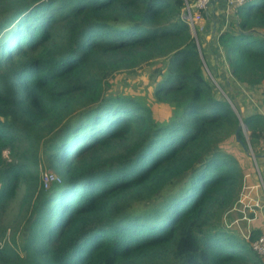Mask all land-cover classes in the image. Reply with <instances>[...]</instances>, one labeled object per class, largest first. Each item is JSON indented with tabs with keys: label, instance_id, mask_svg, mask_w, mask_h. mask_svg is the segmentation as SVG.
Returning a JSON list of instances; mask_svg holds the SVG:
<instances>
[{
	"label": "trees",
	"instance_id": "trees-1",
	"mask_svg": "<svg viewBox=\"0 0 264 264\" xmlns=\"http://www.w3.org/2000/svg\"><path fill=\"white\" fill-rule=\"evenodd\" d=\"M192 1L0 0V214L18 198L0 264H264L251 248L263 229L223 220L264 157V114L214 92ZM217 41L262 103L264 0L237 5ZM152 62L164 120L108 91Z\"/></svg>",
	"mask_w": 264,
	"mask_h": 264
},
{
	"label": "rangeland",
	"instance_id": "rangeland-1",
	"mask_svg": "<svg viewBox=\"0 0 264 264\" xmlns=\"http://www.w3.org/2000/svg\"><path fill=\"white\" fill-rule=\"evenodd\" d=\"M192 33L198 39V34H196V31L193 32L192 30ZM159 65L160 62H152V63L142 64L141 66H138L137 68L132 70H121L116 72L109 81L111 86L108 88V91L125 92L140 97L151 106L155 118H157L158 120L166 119L170 115L171 109L166 105L155 103L153 99H151L153 85L155 84L154 67ZM203 72L206 78L209 80L210 84L212 85L216 95L229 101L232 107L237 112L238 102L240 101L242 102V97H238V96L243 95L244 98H247L248 96L247 94L250 93V90L247 91V89L241 87V85L233 78H231V76L227 72L222 75L214 74L213 70H211V68L208 67L206 64L203 65ZM247 99L248 101H251V99L249 98ZM247 104H251V103L248 102ZM260 109L263 111L262 108ZM243 130L247 134V131L244 128ZM4 154H6V152H4ZM43 172L44 171H42V173ZM254 174L256 175V173ZM249 178H250L248 179V181L250 180L249 191L251 193L248 194L245 191L241 193L240 199L235 203L234 207L228 211V213L225 215V218L223 219L224 222H226L225 223L226 228L229 227L228 229H230L235 233H237L238 231L243 233L244 230H246L247 228H251L253 226V221L258 219V215H257L258 211L255 208L258 206L254 205V201L256 200V198L259 197L260 206L262 200L264 201V191H263L261 179L258 181V178L256 177L257 180L253 182L251 177ZM262 178L264 183L263 173H262ZM252 185L253 187H251ZM254 192L256 193L254 194ZM17 207H18V198L16 197L7 205L5 211H3L2 214H0V224L2 225L12 224L11 223L12 220H15L14 217L17 211ZM261 219H263L264 221V207L260 208V221ZM260 226H261V222H260ZM8 230L9 229H7L6 231V239H8V233L10 232V230L9 231Z\"/></svg>",
	"mask_w": 264,
	"mask_h": 264
},
{
	"label": "crops",
	"instance_id": "crops-1",
	"mask_svg": "<svg viewBox=\"0 0 264 264\" xmlns=\"http://www.w3.org/2000/svg\"><path fill=\"white\" fill-rule=\"evenodd\" d=\"M236 8L237 4L229 3L228 0H210L209 5L207 9L203 12V17L199 20H196V28H197V34H198V45L200 47V50L202 51V54L207 62H209V66L211 70H213L214 74L222 75L227 72V66L226 62L223 58L221 48L218 45V35L230 28V24L235 22L236 18ZM201 28V29H200ZM202 56V57H203ZM242 86V85H241ZM245 88V87H244ZM247 89V88H245ZM248 91V89H247ZM246 91V92H247ZM247 98L251 99V92L247 94ZM242 102H238V107L242 108L245 111V114H249L252 110L262 112L264 114V101L260 103L259 100L253 101V98L251 101H248L247 98H244L242 96ZM237 97V99H238ZM250 102L252 107L249 106L247 103ZM262 108L263 111L260 109ZM261 110V111H260ZM258 166V167H257ZM261 170V171H260ZM261 172V173H260ZM264 174V157H259L256 165V175L254 173H247L245 175V183L242 190V193L245 191L246 193L250 194L249 191V184L251 177L252 181L255 182L256 177L258 178V181L261 179L263 191H264V183L261 177V174ZM254 184V183H253ZM253 187V185L251 186ZM256 192H254L255 194ZM258 197V196H255ZM256 200H259L260 198H256ZM264 207V201L261 202V207H255L258 211V219L253 221V227L260 228L264 230V221L261 219L260 221V208ZM261 222V226H260ZM250 228H247L244 230L245 232H248Z\"/></svg>",
	"mask_w": 264,
	"mask_h": 264
},
{
	"label": "built area",
	"instance_id": "built-area-1",
	"mask_svg": "<svg viewBox=\"0 0 264 264\" xmlns=\"http://www.w3.org/2000/svg\"><path fill=\"white\" fill-rule=\"evenodd\" d=\"M210 0H193L191 4L186 3L184 6V16L190 25L193 32H195L194 22L203 17V12L207 9ZM245 0H228L229 3L241 4ZM201 29V28H200ZM42 181L44 185L54 179L52 172L44 171L42 174ZM254 205L261 207L259 200L254 201ZM251 248L264 259V230L261 231L252 241Z\"/></svg>",
	"mask_w": 264,
	"mask_h": 264
},
{
	"label": "water",
	"instance_id": "water-1",
	"mask_svg": "<svg viewBox=\"0 0 264 264\" xmlns=\"http://www.w3.org/2000/svg\"><path fill=\"white\" fill-rule=\"evenodd\" d=\"M240 118V117H239ZM241 119V118H240ZM240 123H241V120H240ZM241 125H242V123H241ZM244 127H243V125H242V129H243Z\"/></svg>",
	"mask_w": 264,
	"mask_h": 264
}]
</instances>
